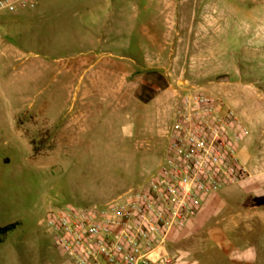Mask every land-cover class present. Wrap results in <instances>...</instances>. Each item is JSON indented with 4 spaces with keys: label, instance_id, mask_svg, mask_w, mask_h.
<instances>
[{
    "label": "rangeland",
    "instance_id": "1",
    "mask_svg": "<svg viewBox=\"0 0 264 264\" xmlns=\"http://www.w3.org/2000/svg\"><path fill=\"white\" fill-rule=\"evenodd\" d=\"M110 82L125 83L118 100ZM189 86L264 134V0H39L0 13V228L15 226L0 264H71L39 222L147 182ZM184 233L169 242L174 263Z\"/></svg>",
    "mask_w": 264,
    "mask_h": 264
},
{
    "label": "built area",
    "instance_id": "2",
    "mask_svg": "<svg viewBox=\"0 0 264 264\" xmlns=\"http://www.w3.org/2000/svg\"><path fill=\"white\" fill-rule=\"evenodd\" d=\"M39 0H0V13L33 10ZM247 127L224 98L189 86L178 94L167 156L142 186L103 205L64 206L39 222L71 264H173L172 236L208 197L248 177L239 146Z\"/></svg>",
    "mask_w": 264,
    "mask_h": 264
},
{
    "label": "crops",
    "instance_id": "3",
    "mask_svg": "<svg viewBox=\"0 0 264 264\" xmlns=\"http://www.w3.org/2000/svg\"><path fill=\"white\" fill-rule=\"evenodd\" d=\"M124 86L110 82V99L118 100L116 91ZM239 158L251 175L237 189L230 187L208 197L178 237L185 241L177 243L180 257L173 264H264V203H259L264 201V134L245 138Z\"/></svg>",
    "mask_w": 264,
    "mask_h": 264
},
{
    "label": "trees",
    "instance_id": "4",
    "mask_svg": "<svg viewBox=\"0 0 264 264\" xmlns=\"http://www.w3.org/2000/svg\"><path fill=\"white\" fill-rule=\"evenodd\" d=\"M15 226L14 225H10V226H5L0 228V243L3 241L4 237L11 232L12 230H14Z\"/></svg>",
    "mask_w": 264,
    "mask_h": 264
}]
</instances>
